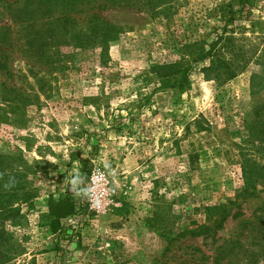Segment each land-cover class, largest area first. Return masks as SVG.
Listing matches in <instances>:
<instances>
[{"label":"rangeland","instance_id":"rangeland-1","mask_svg":"<svg viewBox=\"0 0 264 264\" xmlns=\"http://www.w3.org/2000/svg\"><path fill=\"white\" fill-rule=\"evenodd\" d=\"M127 4L83 5L65 22L58 8L0 0V162H13L0 163V205L11 172L30 173L37 193L9 201L23 215L5 225L21 247L10 264H264V0ZM24 11L45 33L35 41ZM92 15L110 38L81 48ZM199 49L211 56L180 97L143 77ZM77 172L90 196L70 190ZM66 191L75 211L53 234L41 215ZM223 209L221 230L186 233ZM225 245L234 253L220 259Z\"/></svg>","mask_w":264,"mask_h":264},{"label":"trees","instance_id":"trees-1","mask_svg":"<svg viewBox=\"0 0 264 264\" xmlns=\"http://www.w3.org/2000/svg\"><path fill=\"white\" fill-rule=\"evenodd\" d=\"M25 2L28 4L27 6H31L34 4V2L41 6H48L52 7V9L58 8L62 14L66 13V15L63 17L65 22H69L71 19L69 18V13L76 12L78 7H81L83 5H90L91 8H93V4H97L98 9H105L110 7H129V4H127L128 0H32L28 1L25 0ZM244 5V4H243ZM26 5L23 7L24 9L28 8ZM21 10V9H20ZM26 15L29 16V11H24ZM29 21L27 24H25L22 27V30L25 32L26 37L30 38V40H37V37L42 36V31L36 30L30 31L34 29V22L32 23V19L30 16L28 17ZM88 27H87V33L79 32L78 38H79V45L81 48L87 47L90 43L95 42L99 40V43H105L106 40L110 38V36L107 33L106 29V23L102 21L99 17L92 15L88 18ZM8 30L11 28L8 27ZM45 34V33H44ZM6 32L4 33V36L2 38V42H5L9 46H11L12 39L10 37H6ZM76 35V36H77ZM1 43V42H0ZM28 44V48L26 49V53L32 48V41H26ZM199 43H194L191 45V47H199ZM212 45H210L211 47ZM40 56L41 52L39 51ZM33 53V51H32ZM210 53L204 52L203 50L199 49L197 53H194L191 57L188 58H181L178 61L175 62H169V63H163L158 64L150 67L147 70V73H144L143 77L150 80H158L159 85L164 88L171 89L174 91L179 97L186 93L189 88V70L191 68L192 64H197L204 62L207 57L210 58ZM211 66L206 68L208 71L212 70L214 67L218 65L215 61H212L210 59ZM217 77H220L217 75ZM231 76H227V79H230ZM11 91V90H10ZM13 91H11L12 93ZM9 92V94H11ZM9 96V95H8ZM5 97V101L9 100V97ZM10 102V101H9ZM10 159V158H9ZM1 164L5 166L12 165L13 162H8L5 158H3L0 162ZM30 173H17L13 174L8 173L4 176V179L9 181L11 179L15 180V186L11 188V190H6L1 195L2 197V203L0 205V264H10L11 261H13L20 253L21 247L19 244L15 243L14 236L7 232L5 229L6 222H11L12 224H20L21 219L23 218V215L21 214V211L19 207L14 208L9 203L10 200H14L18 203V205L26 204L32 199L36 197V191L33 188H30L27 183V178ZM17 177L21 179L20 182L17 181ZM24 180V181H22ZM10 191V192H9ZM75 198L72 193H69L66 191L64 194L59 195L58 198H53V196H49L47 200V212L43 215H41V219L44 220L45 226L49 229V231L53 234H56L60 230V221L62 219H66L67 217H70L74 211H75ZM229 212L225 213V210L223 209L219 217L213 221H211L210 225L207 226H201V229L199 231L197 229L193 231H185L188 233L189 237L197 238L200 236L208 237L210 236V233L214 231H219L223 227V223L228 217ZM182 234V233H181ZM183 235V234H182ZM181 235V236H182ZM178 236L177 238L181 237ZM183 237V236H182ZM172 240H169L168 244L165 247V250H168L169 244ZM226 246V245H225ZM221 247V252L219 253L220 259H225L226 257L232 255L233 248ZM227 264H231L228 260Z\"/></svg>","mask_w":264,"mask_h":264},{"label":"clouds","instance_id":"clouds-1","mask_svg":"<svg viewBox=\"0 0 264 264\" xmlns=\"http://www.w3.org/2000/svg\"><path fill=\"white\" fill-rule=\"evenodd\" d=\"M84 176L79 172L71 175L67 179V183L70 186V190L73 191L77 196H90V190L87 188H82L81 185L84 184ZM15 186V180L11 179L8 183L4 185L5 190H11Z\"/></svg>","mask_w":264,"mask_h":264}]
</instances>
